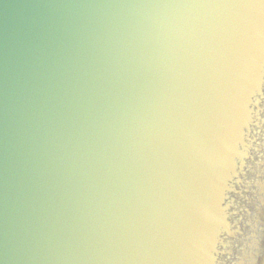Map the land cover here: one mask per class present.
I'll return each mask as SVG.
<instances>
[{
	"label": "water",
	"instance_id": "95a60500",
	"mask_svg": "<svg viewBox=\"0 0 264 264\" xmlns=\"http://www.w3.org/2000/svg\"><path fill=\"white\" fill-rule=\"evenodd\" d=\"M0 264H264V0H0Z\"/></svg>",
	"mask_w": 264,
	"mask_h": 264
}]
</instances>
